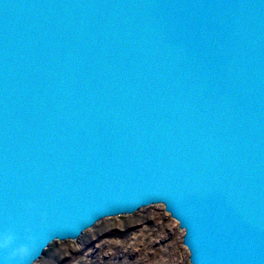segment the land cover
I'll list each match as a JSON object with an SVG mask.
<instances>
[{
    "label": "water",
    "instance_id": "obj_1",
    "mask_svg": "<svg viewBox=\"0 0 264 264\" xmlns=\"http://www.w3.org/2000/svg\"><path fill=\"white\" fill-rule=\"evenodd\" d=\"M152 203L264 264V0H0V264Z\"/></svg>",
    "mask_w": 264,
    "mask_h": 264
},
{
    "label": "rangeland",
    "instance_id": "obj_2",
    "mask_svg": "<svg viewBox=\"0 0 264 264\" xmlns=\"http://www.w3.org/2000/svg\"><path fill=\"white\" fill-rule=\"evenodd\" d=\"M181 233L152 203L103 217L73 239L52 240L31 264H190Z\"/></svg>",
    "mask_w": 264,
    "mask_h": 264
},
{
    "label": "clouds",
    "instance_id": "obj_3",
    "mask_svg": "<svg viewBox=\"0 0 264 264\" xmlns=\"http://www.w3.org/2000/svg\"><path fill=\"white\" fill-rule=\"evenodd\" d=\"M7 233L8 232H5L2 239H0V250L9 249L10 246L15 242V240L11 236H7V239H5ZM28 239L31 240V237H28ZM32 253L33 249L30 248L28 244H20L17 247L13 248L5 257V259L13 260L18 258L20 261L29 262Z\"/></svg>",
    "mask_w": 264,
    "mask_h": 264
}]
</instances>
